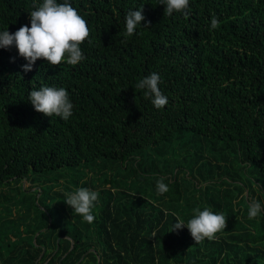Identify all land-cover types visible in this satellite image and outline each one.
I'll list each match as a JSON object with an SVG mask.
<instances>
[{
    "label": "trees",
    "instance_id": "trees-1",
    "mask_svg": "<svg viewBox=\"0 0 264 264\" xmlns=\"http://www.w3.org/2000/svg\"><path fill=\"white\" fill-rule=\"evenodd\" d=\"M39 2L0 0V28L30 26ZM71 3L92 41L80 63L24 72L0 49V264H264V213L247 219L264 201V0H190L171 17L159 0ZM138 7L143 26L125 39ZM152 72L163 109L135 89ZM42 85L68 90V121L34 110ZM78 187L99 194L92 223L64 203ZM205 207L226 217L214 239L171 231Z\"/></svg>",
    "mask_w": 264,
    "mask_h": 264
},
{
    "label": "clouds",
    "instance_id": "clouds-1",
    "mask_svg": "<svg viewBox=\"0 0 264 264\" xmlns=\"http://www.w3.org/2000/svg\"><path fill=\"white\" fill-rule=\"evenodd\" d=\"M164 5V15L171 17L174 13L187 16L190 12V0H159ZM29 13V25L20 26L10 32L8 26L0 28V49L15 48L18 56L26 63L21 67L24 72L32 70L38 59L43 58L49 65H57L62 61L76 65L85 59L81 44L89 38V27L82 15L72 6L71 0H40ZM145 20L143 7L129 9L124 16L125 39L138 35L139 27ZM218 20L213 17L209 30L217 29ZM92 41L89 38L88 43ZM161 77L152 72L139 79L135 89L142 90L146 99L156 109H163L168 104V97L161 91ZM28 101L34 110L45 116L58 117L68 121L73 116L74 104L69 92L64 87L42 85L28 92ZM157 194L169 191V185L163 177L155 180ZM64 203L72 213L79 215L83 221L92 223L93 209L98 201V192L88 187H78L63 193ZM264 213V201L253 199L248 204L247 219L252 220ZM175 216V214L173 213ZM186 227L196 243L215 238L216 234L226 227L223 213L213 212L208 207L203 210L195 208L192 216L186 221L175 216L171 231ZM170 231V232H171ZM156 231L152 237H156Z\"/></svg>",
    "mask_w": 264,
    "mask_h": 264
},
{
    "label": "rangeland",
    "instance_id": "rangeland-1",
    "mask_svg": "<svg viewBox=\"0 0 264 264\" xmlns=\"http://www.w3.org/2000/svg\"><path fill=\"white\" fill-rule=\"evenodd\" d=\"M23 185H24V186H27V185H29V181H27V180H24V181H23Z\"/></svg>",
    "mask_w": 264,
    "mask_h": 264
}]
</instances>
